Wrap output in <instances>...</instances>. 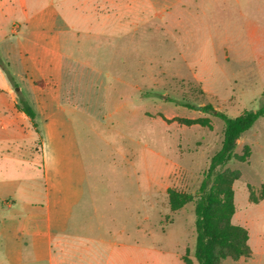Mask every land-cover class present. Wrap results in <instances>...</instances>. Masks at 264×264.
<instances>
[{"label":"rangeland","instance_id":"rangeland-1","mask_svg":"<svg viewBox=\"0 0 264 264\" xmlns=\"http://www.w3.org/2000/svg\"><path fill=\"white\" fill-rule=\"evenodd\" d=\"M51 1H56V48L70 63L56 97L82 98V69L94 72L82 110L68 104L60 123L82 141L87 165L91 159L109 163L108 152L117 148V176L130 201L129 214L107 223L108 239L124 245L108 254L109 264H198L194 200L174 211L168 190L196 194L221 148L224 124L179 104L212 105L231 117L261 106L264 0ZM108 114L112 121L105 124L101 118ZM199 117L209 118L211 126L166 121ZM247 152L248 161L233 160L222 172L241 174L232 184L231 222L248 230L253 255L221 264H264V117L237 142L236 153ZM3 154V187L10 181L21 185L22 179L26 184L33 172L11 170ZM98 177L104 185L113 180L105 170L97 182ZM251 192L258 203L251 202ZM11 203L0 201V264H30L13 249L22 243L12 237L16 222H6Z\"/></svg>","mask_w":264,"mask_h":264},{"label":"crops","instance_id":"crops-1","mask_svg":"<svg viewBox=\"0 0 264 264\" xmlns=\"http://www.w3.org/2000/svg\"><path fill=\"white\" fill-rule=\"evenodd\" d=\"M56 37V1L0 0V149L6 154L0 153L10 158L11 170L33 172L26 184L22 179L3 187L0 181V201L12 200L6 222H16L12 237L22 243L13 249L30 264H109L108 254L124 245L108 239L107 223L129 214L130 201L117 176V148L108 152L109 163L91 159L87 165L82 141L60 123L68 104L82 110L94 72L82 69L80 100L73 93L57 98L59 77L70 63ZM20 100L32 107L34 120L18 108ZM103 118L112 121L110 114ZM103 170L113 175L106 185L100 177L95 181Z\"/></svg>","mask_w":264,"mask_h":264},{"label":"trees","instance_id":"trees-1","mask_svg":"<svg viewBox=\"0 0 264 264\" xmlns=\"http://www.w3.org/2000/svg\"><path fill=\"white\" fill-rule=\"evenodd\" d=\"M179 105L218 117L224 124V131L221 148L210 159L196 194H185L170 189L168 190L170 207L177 211L194 200V257L198 264H221L226 259L235 261L249 259L253 252L249 244L248 230L231 222L235 213L232 184L240 179L241 174L239 171L222 172V169L233 160L248 161L249 152L242 155L236 153L237 142L260 118L264 117V93L258 109L245 111L237 117L217 111L212 105L203 107H196L189 103ZM18 108L34 120L35 113L27 102L20 100ZM166 121H176L185 126H211L210 119L207 117L174 118ZM250 200L253 203L259 201L254 197L253 192L250 194Z\"/></svg>","mask_w":264,"mask_h":264}]
</instances>
